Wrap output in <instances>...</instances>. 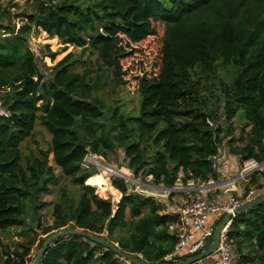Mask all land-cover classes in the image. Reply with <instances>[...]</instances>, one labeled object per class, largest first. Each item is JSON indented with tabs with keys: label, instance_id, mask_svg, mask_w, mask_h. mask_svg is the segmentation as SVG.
Here are the masks:
<instances>
[{
	"label": "trees",
	"instance_id": "obj_1",
	"mask_svg": "<svg viewBox=\"0 0 264 264\" xmlns=\"http://www.w3.org/2000/svg\"><path fill=\"white\" fill-rule=\"evenodd\" d=\"M38 31L79 52L47 67L41 59L54 53L30 44ZM138 45L154 50L153 61L130 76L123 62ZM87 51L98 70L77 69ZM130 80L140 97L132 112L113 103V93L129 92ZM0 105L7 114L0 115V231L22 228L30 216L45 236L39 249L56 232L75 229L160 263L177 242L169 230L177 219L116 177L120 200L98 197L90 185L109 191L101 173L81 164L88 154L108 162L120 154L134 177L172 189L218 181L228 156L241 170L248 161L264 163V0H29L24 8L0 0ZM37 126L50 136L48 149L25 154ZM53 166L72 187L59 188L52 224L42 227ZM244 181L235 198L264 193V170ZM226 237L236 264H264V202L234 217ZM32 245L4 249L1 264H30ZM39 264L126 261L68 235L49 245Z\"/></svg>",
	"mask_w": 264,
	"mask_h": 264
},
{
	"label": "rangeland",
	"instance_id": "obj_2",
	"mask_svg": "<svg viewBox=\"0 0 264 264\" xmlns=\"http://www.w3.org/2000/svg\"><path fill=\"white\" fill-rule=\"evenodd\" d=\"M29 0H3V5L4 6H8L9 3H16L18 4L21 8H24L27 4ZM14 14L19 13V10H13ZM30 44L31 47L37 51H39V48L48 45L50 51L52 53H54V57L51 58L49 56H43L42 57V62L47 66H53L54 64H56L58 61H60L62 58H64L67 54L71 53V52H79V50H76L75 48H73L72 46H64L62 44L59 43V41L56 38H49L47 36V34L45 32L42 31H38L37 33H34L30 39ZM136 53L135 55H132L130 58H127L124 62H123V66L124 68H128L129 69V75L130 76H134V75H138L140 69H148V64L153 61V57H152V50L151 48H149L148 46H136ZM81 60L84 61L82 64H77V69L79 71H82L83 69H92V70H98L99 68V64L96 60L97 56L95 53L90 54L88 51L84 52L81 56H80ZM130 76H128V79H130ZM106 78H104L105 80ZM106 81V80H105ZM131 84H129V92L128 91H123L120 94H114L113 93V103L115 105H119L122 108L124 107L125 110L127 111H136L137 109V103H138V98L140 99L138 94H135L133 89H134V83L130 80ZM50 136L49 134L40 126H37L35 129V132L33 134V137L31 140H29L28 142H26L23 145L22 151L25 154H29L30 151H33L34 153L37 154V150L38 149H43V150H47L48 149V142H49ZM99 157V156H98ZM118 158H116L115 156H110V161H106L104 159H102L100 157V162L108 165L116 170H120V171H124L122 168L124 167V164L121 161V156L119 154V156H117ZM50 164L53 165L52 161H50ZM54 168V173L56 175V179L51 183L50 185V189L49 192L47 194L42 195L41 200L44 201L46 203V206L43 208L42 210V214H43V223L41 224L42 227H48L52 224V217H51V212H52V205L53 203L56 201L57 198V193L59 188L64 185L65 188L71 189L72 185L70 183L69 180L65 179L64 176H62L60 170L53 166ZM259 170H264V163L262 164H256L253 161H248L246 163H244L242 171L240 174H236L237 177L235 179L236 183H241L243 184L247 179L248 175H250L252 172L255 171H259ZM100 175H102L103 177V181H107L108 187L115 190L116 191V195H114L115 193H112L111 191H105L104 193H100L98 188L90 185L92 187H94L95 189V193L98 195V197L102 198V199H110L112 203H117L120 198H121V194L112 187L111 185V175L106 174L104 172L98 171ZM128 172V171H127ZM131 173V172H129ZM242 175V176H240ZM240 176V178H239ZM105 179V180H104ZM135 179H137L142 187H146L149 186L153 191L154 194L156 195H165L164 198H154L155 200L160 201L161 199V205L163 207V209H166L168 207H166L167 205L176 203L172 198L173 196L176 194L175 190H168L165 189L164 191H166L168 193V191H172V197H169L168 194L164 193V191H157L159 188L162 187H157L154 186L151 183V179L150 177L142 179L140 177H135ZM105 183V182H104ZM240 184V187H241ZM87 185L88 184V180H87ZM197 184H195L196 186ZM177 187H186L185 185L179 186V185H175L173 189L177 188ZM239 187V186H238ZM130 189V187H129ZM156 190V191H155ZM242 190V189H241ZM241 193V192H240ZM254 195V194H253ZM241 197V196H240ZM253 199V198H251ZM251 199H249L248 197L245 198V203L250 201ZM241 200V198H240ZM26 219V225L22 228H9L6 231H0V264L3 260V250L7 249L8 251H13L15 249H19L21 251V248L19 247V245L24 244V243H28L31 242L33 243L32 248H31V259L34 260V258L36 257V255L39 252V242L40 240L44 239V235H40L41 234V229L37 228V221L36 219H33L30 216H27ZM126 264H128L126 262Z\"/></svg>",
	"mask_w": 264,
	"mask_h": 264
},
{
	"label": "built area",
	"instance_id": "obj_3",
	"mask_svg": "<svg viewBox=\"0 0 264 264\" xmlns=\"http://www.w3.org/2000/svg\"><path fill=\"white\" fill-rule=\"evenodd\" d=\"M0 115H7L1 108V105ZM216 162L217 164H220L221 159L217 158ZM81 166L82 168L94 167L98 171L111 175V177L123 179L128 183L130 192H133L142 197H164L162 194H154V190H152L149 186L142 187L140 182L135 179L134 175L132 173H129L130 171L128 169L122 168L124 171H120L101 163L100 157H98L97 155L88 154L87 156H85ZM211 184H213V181H209L206 184L196 186L193 182H188L186 187H188L191 192H198L200 195L181 206L171 209H163L164 214L170 215L177 219V222L169 227V230L176 231L177 242L174 246L173 251L164 256L160 263L174 264L179 261L194 257L206 250L210 245L208 244V242L210 239H212L215 229V227H206L208 217L217 213L222 215L226 213H232L233 210L242 205L240 201L233 196L228 199L226 204H220L213 198H210L209 196L204 194L206 192V186ZM242 194L243 191L240 193V196ZM247 197L249 199L250 197H253V191L249 192ZM227 228L223 230L219 245L214 254H212L208 258V260H201L197 263L192 264L237 263L238 254L235 246L226 237ZM182 255L184 256V259H181Z\"/></svg>",
	"mask_w": 264,
	"mask_h": 264
},
{
	"label": "water",
	"instance_id": "obj_4",
	"mask_svg": "<svg viewBox=\"0 0 264 264\" xmlns=\"http://www.w3.org/2000/svg\"><path fill=\"white\" fill-rule=\"evenodd\" d=\"M240 176H239V178H240ZM165 189H168V188H165ZM168 190H173V188L168 189ZM262 202H264V193L258 197L251 199L247 203L240 205L235 210H233L232 213L224 214L221 221L216 225V227L214 229L212 241H211L210 245L207 247V249L204 250L203 252L199 253L198 255L194 256V257L185 259L183 261H179V262L174 263V264H192V263H197L198 261H201V260H208V258L212 254H214V252L216 251V249L219 245L220 237L223 234V230L225 228H227V226L231 223L232 219L234 217H236L237 215L244 213V212L250 210L251 208L259 205ZM68 235L80 236V237H83L85 239H88L90 242H92L94 244L103 246L106 249L114 252L117 257H119L121 260L126 261L128 264H150V263L142 261L141 259H138L132 255L121 252L117 248L116 245H113V244L107 242L105 239H102L101 237L91 235L90 233H88L86 231H80V230H75V229H66V230H63L60 232H56L55 234H53L52 236L47 238V240L44 242V244L40 248L38 254L36 255V257L34 258V260L30 264H39V261H40L42 255L45 253L47 247L49 245H51L54 241L58 240L59 238H62V237L68 236ZM154 264H167V263H154Z\"/></svg>",
	"mask_w": 264,
	"mask_h": 264
},
{
	"label": "crops",
	"instance_id": "obj_5",
	"mask_svg": "<svg viewBox=\"0 0 264 264\" xmlns=\"http://www.w3.org/2000/svg\"><path fill=\"white\" fill-rule=\"evenodd\" d=\"M221 175L218 181H213V184L206 186L205 190L207 196L210 198H213L220 204H226L228 199L233 196L234 192H237V197H240V192H242L241 188L238 187V183L235 182V179L237 177L236 174L241 173V169H239L237 161L231 157H225L224 163L221 166ZM96 176V175H95ZM94 177V176H93ZM176 185L182 186L181 184L177 183ZM160 192L164 191L165 189L159 188L158 189ZM176 194L173 196V200L176 203L167 205L166 209H171L174 207H178L183 205L184 203H187L191 199L199 196L200 194L198 192H191L188 187H177L173 189ZM172 191H164V193L169 194ZM165 197V195H163ZM162 197V198H164ZM234 197V196H233ZM252 197H250L251 199ZM162 200V199H161ZM160 200V201H161ZM241 204L245 203V200H240ZM223 217L222 214H213L208 217V220L206 222V227H216L218 224L220 218Z\"/></svg>",
	"mask_w": 264,
	"mask_h": 264
},
{
	"label": "bare ground",
	"instance_id": "obj_6",
	"mask_svg": "<svg viewBox=\"0 0 264 264\" xmlns=\"http://www.w3.org/2000/svg\"><path fill=\"white\" fill-rule=\"evenodd\" d=\"M104 182H105L104 184H105L106 187L109 189V191H111L112 193H115L114 195H116V194H117L116 191L108 187V185H107V181H104Z\"/></svg>",
	"mask_w": 264,
	"mask_h": 264
}]
</instances>
